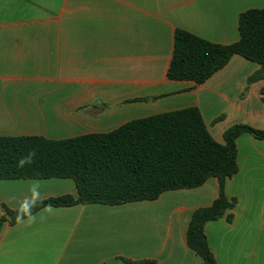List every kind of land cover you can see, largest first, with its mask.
Segmentation results:
<instances>
[{"label": "crops", "instance_id": "0c3cea01", "mask_svg": "<svg viewBox=\"0 0 264 264\" xmlns=\"http://www.w3.org/2000/svg\"><path fill=\"white\" fill-rule=\"evenodd\" d=\"M262 8L264 0H0V137L62 140L189 107L219 143L237 124L264 131V79L248 83L259 64L234 55L203 84L167 77L177 29L229 45L240 14ZM236 143L238 173L225 185L235 207L204 231L218 264H264V139L243 133ZM64 195L78 197L73 179H0V219L5 207ZM218 196L211 177L153 201L46 206L5 222L0 264H202L187 231Z\"/></svg>", "mask_w": 264, "mask_h": 264}, {"label": "trees", "instance_id": "16d2710c", "mask_svg": "<svg viewBox=\"0 0 264 264\" xmlns=\"http://www.w3.org/2000/svg\"><path fill=\"white\" fill-rule=\"evenodd\" d=\"M239 33L237 42L223 45L177 29L167 77L203 84L234 55H240L260 65L248 83L264 79V8L241 13ZM243 133L264 139V131L237 124L225 131L224 143H219L200 110L189 107L132 120L110 132L62 140L0 137V179L70 178L78 189L77 198L71 195L50 198L27 203L17 211L5 207L0 232L9 219L15 224L46 206H116L153 201L164 192L197 188L215 177L219 182V196L211 206L193 213L187 243L202 258V264H218L204 227L235 207L236 200L226 197L225 185L238 173L236 142ZM227 219L231 222L233 216ZM123 261L147 263L125 258Z\"/></svg>", "mask_w": 264, "mask_h": 264}, {"label": "clouds", "instance_id": "9594fccd", "mask_svg": "<svg viewBox=\"0 0 264 264\" xmlns=\"http://www.w3.org/2000/svg\"><path fill=\"white\" fill-rule=\"evenodd\" d=\"M23 163V162H22Z\"/></svg>", "mask_w": 264, "mask_h": 264}]
</instances>
